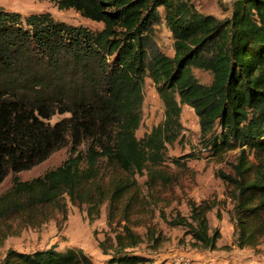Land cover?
<instances>
[{
	"label": "trees",
	"instance_id": "16d2710c",
	"mask_svg": "<svg viewBox=\"0 0 264 264\" xmlns=\"http://www.w3.org/2000/svg\"><path fill=\"white\" fill-rule=\"evenodd\" d=\"M102 24L55 20L50 12L0 7V242L16 229L38 227L68 203L84 207L89 220L107 208L112 236L107 264H149L130 251L142 242L130 213L146 200V184L167 180L158 169L168 144L181 132V104L198 117L199 138L219 155L237 149L231 172L218 171L232 206L234 243L264 238V0H233L228 15L198 11L189 0H55ZM164 8L174 53L149 52L152 24ZM194 68L211 74L200 83ZM163 105V119L136 137L141 123L144 78ZM55 114H67L50 122ZM84 145V147H82ZM68 147L57 166L30 179L15 173ZM215 199L188 201L187 216L168 222L185 227L201 248L214 249L218 227L207 212ZM219 216V215H218ZM116 218V219H115ZM115 220V221H114ZM110 250V252L108 251ZM1 264H92L80 248H7Z\"/></svg>",
	"mask_w": 264,
	"mask_h": 264
},
{
	"label": "rangeland",
	"instance_id": "374dc122",
	"mask_svg": "<svg viewBox=\"0 0 264 264\" xmlns=\"http://www.w3.org/2000/svg\"><path fill=\"white\" fill-rule=\"evenodd\" d=\"M205 14L222 18L229 14L233 0H189ZM0 7L19 12L22 15L48 11L55 20L100 29L102 24L82 17L72 8L59 9L55 0H0ZM159 18L152 24V38L149 52L160 50L168 56L174 53L173 39L164 21V8L158 7ZM193 73L200 83L207 84L211 74L207 70L194 68ZM67 114H55L53 123ZM164 115V105L152 80L146 76L141 104V123L135 131L136 137L150 131ZM181 132L178 139L168 144L165 160L158 166L167 180H156L152 186L146 184L145 174L137 176L142 194L146 200L140 207L131 210V227L142 237V242L130 251L150 259L149 264H264V238L255 245L238 247L234 243L233 224L229 216L231 202L226 196V185L218 171L231 172V166L238 154L237 149L216 155L205 148L199 138L198 117L192 107L181 104L179 116ZM84 147V145H82ZM68 155V147L53 151L44 161L15 175L30 179L45 170L59 165ZM13 174H8L0 183V193L11 185ZM215 199L217 205L207 212L210 229L218 227L220 237L214 249L201 248L186 229L171 225L169 220L177 213L187 216L188 201ZM219 215V216H218ZM116 219V218H115ZM115 221V220H114ZM113 222V226H114ZM108 224L107 208L103 204L98 217L89 220L84 207L68 203L66 216L55 214L38 227L14 230L0 242V264L7 248L20 251L54 246L57 250L80 248L89 256L92 264H107L109 254L104 253L99 243L109 245L106 236H112ZM110 252V250H108Z\"/></svg>",
	"mask_w": 264,
	"mask_h": 264
}]
</instances>
